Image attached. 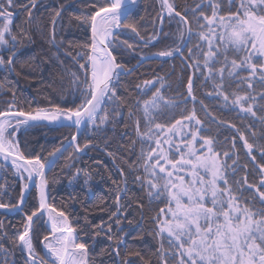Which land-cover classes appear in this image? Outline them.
I'll use <instances>...</instances> for the list:
<instances>
[{
  "label": "snow or ice",
  "instance_id": "1",
  "mask_svg": "<svg viewBox=\"0 0 264 264\" xmlns=\"http://www.w3.org/2000/svg\"><path fill=\"white\" fill-rule=\"evenodd\" d=\"M157 2L161 26L145 40L144 47L154 46L161 34L168 35L163 32L166 15L168 23L176 24L174 42L155 52L153 57L162 58L165 63L168 59L180 58L182 64L186 62L192 70V75L187 78L186 95L178 91L176 98L167 97L162 91L164 78L158 76L156 80L143 82L145 86L155 88L151 97H141L128 110L129 120L136 117L137 140L133 144H140L134 167L143 169V174L137 172L135 175V182L147 192L150 201L163 198L166 205L152 218V232L162 242L157 249L160 264H264V142L250 139L247 132L230 121L217 119L200 101L206 117H211L208 123L216 124L218 129L226 126L235 132L230 148H218V138L205 134L206 124L196 111L195 94L196 81L203 77L205 83L212 84L207 96L230 111L238 110L241 120L250 118L252 123L258 121L264 126V0H227V14L222 12L224 0H208L207 5L197 4L184 11L177 9L174 0ZM36 3L37 0H29L31 8L19 5L28 13V23L32 22L31 9ZM136 4L137 0H102L92 4L93 13L74 17L91 31L90 42L79 44L81 51L73 56L84 73L83 78L77 71L67 73L72 94L79 97L75 107L24 110L18 106L15 89L8 87L10 82H0V90L7 89L12 93V101L0 110V161H3L0 168L8 170L10 164L21 182L19 200L15 204L0 201V209L23 212L30 187L35 188L38 200V206L30 214L25 213L23 231L13 241L24 264H103L95 256L110 254L108 249L95 254L89 244L81 242L82 227L73 226L65 211L57 210L48 202L50 180L46 168L59 159L57 153L62 155L71 148L73 153H69L68 159H72L74 153L89 148L90 141L83 145L78 141L82 132L91 130L99 134L113 114L123 115L117 110L120 105L116 103L115 81L125 68L117 62L112 49L119 47L116 40L121 29L140 36L137 23L131 19L130 6ZM14 6L15 0H0V50L8 53L6 59L0 55V69L7 72L14 70L19 40L26 35L23 30L20 36L12 32ZM205 7L210 12L205 11ZM62 11L63 5L52 17L53 44ZM120 44L135 51L127 40ZM66 54L71 55V52ZM146 59L148 57L142 56L141 62ZM157 81L160 83L158 88L155 87ZM137 88L147 95L140 85ZM189 99L193 104L191 110L187 107ZM109 102L115 104L112 112L108 111ZM139 112L143 113L142 119L137 116ZM44 121L76 129L63 149L57 148L48 154L51 161L26 153L19 138L21 133L28 134L29 129ZM248 132L252 138L257 135L251 123ZM236 136L243 142V149L254 165L251 172L247 163L240 162ZM227 139L225 137V143ZM256 153H259L260 162ZM241 170L243 177L230 182L229 173L235 176ZM81 175L87 188L91 176L86 169H76L69 184ZM121 175H124L123 171ZM250 175L258 177V183L252 182ZM246 190L248 196H245ZM125 195V188L117 185L116 211L109 219L123 214ZM139 206L143 208L142 204ZM45 215L50 231L40 240L44 253H39L33 243L34 225ZM84 219L87 221V217ZM116 223L119 225L120 220ZM128 223L131 225L133 221ZM93 227L96 229L92 236L94 242L102 235L111 242V253L115 254L111 264H117L118 260L119 264H137V261L151 264L142 252L127 249L124 229H120L121 235L117 237L108 234L112 231L110 224ZM105 228L107 231H102ZM165 240L167 247L163 243ZM122 248L126 249L123 256Z\"/></svg>",
  "mask_w": 264,
  "mask_h": 264
},
{
  "label": "trees",
  "instance_id": "2",
  "mask_svg": "<svg viewBox=\"0 0 264 264\" xmlns=\"http://www.w3.org/2000/svg\"><path fill=\"white\" fill-rule=\"evenodd\" d=\"M102 0H37L36 7L32 8V22L28 23V13L19 5H28L29 0H15V6L12 11L16 14L13 17L11 25L12 32L20 36L21 30L26 35L22 36L18 43L17 58L14 63V70L7 72L0 69V82L7 80L10 82L8 87L15 89L16 100L18 106L24 110L34 108L53 107H75L79 104V97L72 94L69 85V71L79 72L81 78L84 73L79 69V64L73 59L75 53L81 51L79 44L90 42V28L81 25L75 16L82 14H91L95 11L92 7L93 3H99ZM177 9L184 11L191 9L197 4H208V0H174ZM63 5L62 17L58 18L55 27L56 43L51 42V33L53 30L52 17L56 10L61 9ZM160 5L157 0H142L136 10L131 13V19L137 23L140 36L137 37L129 30L122 29L116 43L119 47L112 49L113 54L117 58V62L124 65L125 70L131 69L143 56L152 55L157 51L170 47L174 42L176 33V24L168 23V18L163 24V32L168 33L167 36L160 35L158 41L154 42V46L150 44L144 47L145 40L149 39L154 30L158 29ZM205 11H209L205 7ZM227 0H224V8L222 12L227 14ZM191 18V12L188 13ZM127 40L133 44V50L127 49L126 45L120 44V41ZM71 45V47H70ZM71 52V55L66 53ZM7 51L0 50V55L7 58ZM185 56L187 50L185 49ZM83 62V59L80 60ZM192 75L186 62L182 64L180 58L168 59L167 62L162 60H151L143 63L139 68L129 75L119 76L115 81L116 103L120 105L117 109L122 116H115L107 124L103 132L96 134L91 130L84 131L79 138V143L83 145L91 142L93 147L87 148L83 155L74 153V158L68 159L69 153H73V149L65 151L59 160L48 173L50 180L47 194L48 202L57 210L65 211L73 226L82 227L80 232L81 242H86L92 248L95 254H99L101 249H108L110 254L96 255L98 262L103 264H111L115 254L111 253V242L104 235L98 237L95 242L92 239L95 225H111V235L119 237L120 229H124V239L127 249H134L142 252L151 264H160L157 249L161 245V240L154 235L153 217L159 212L160 208L165 207L163 198L161 200L150 201L147 192L135 182L137 172L143 174L142 168H136L140 144L133 141L137 140L135 131V119H128V110L130 105H134L138 99L143 97L148 99L151 97L152 91L155 90L151 85L145 86V80H156V78H164L163 93L169 98H176L178 91L186 95V84L188 76ZM199 76V73H198ZM140 85L144 88L147 95L140 92L137 88ZM155 87H160L157 81ZM200 88L205 91H211V82L201 84L200 80L196 81L195 94L197 99L203 100L200 96ZM151 89V90H149ZM206 98V96H205ZM207 99V98H206ZM12 101V93L7 89L0 90V110L7 107ZM208 111L212 112L217 119L230 121L237 125L242 131L247 132L250 139L258 142H264V126L259 122H251L249 120H241L237 111H230L228 108L221 106V102H207ZM115 104L109 102L108 111L112 112ZM198 111V110H197ZM142 119L143 113H137ZM177 118L179 114L177 113ZM206 124V135L217 137L220 144L217 145L221 150L231 147L232 138L235 135L233 129L226 126L220 127L214 123H208L211 117H204ZM250 123L256 131L255 138L251 137L248 132ZM74 134L71 128H56L47 126H37L29 129L28 134L21 133L19 138L24 146L23 150L32 155H39L42 160L49 158V153L59 148L68 141ZM225 137L227 142L225 143ZM238 145L240 162L249 165V172L252 171L254 165L247 157L243 149V142L236 136ZM106 152L114 164L123 171L126 195L123 198L125 205L123 214L114 216L109 219L112 212L116 211L115 191L117 185L123 188L122 178L118 171L114 168L107 156L102 152ZM257 161L261 158L256 153ZM1 163V162H0ZM231 164V160H228ZM86 169L91 176L89 185L86 188L83 184V175L77 181L69 184L70 177L75 173L76 169ZM8 170L0 168V201L4 203L15 204L20 197L21 182L15 173L7 166ZM258 171V170H257ZM243 171L239 175L229 173L230 182L241 179ZM249 179L258 183V177L252 175ZM88 188L91 191H88ZM249 192L245 191V196ZM255 195V193H251ZM37 193L33 189L24 205V211L7 215L0 212V264H24V258L14 245V239L18 233L23 231V223L25 213L30 214L31 211L38 206L36 199ZM258 199V198H257ZM142 204L143 208L139 205ZM87 217V221H85ZM120 220L117 225L116 220ZM133 223L129 225L128 221ZM33 243L39 253H42L40 240L47 234L43 225V220L34 225ZM102 231L106 232V228ZM134 237H142V239H134ZM167 247V241H163ZM126 249H121V256L125 254ZM139 264V261H137Z\"/></svg>",
  "mask_w": 264,
  "mask_h": 264
},
{
  "label": "water",
  "instance_id": "3",
  "mask_svg": "<svg viewBox=\"0 0 264 264\" xmlns=\"http://www.w3.org/2000/svg\"><path fill=\"white\" fill-rule=\"evenodd\" d=\"M141 2H142V0H137V4H136L135 6H130V7H132V11H131V13L134 12V10L139 6V4H140ZM15 15H16V14H15ZM15 15H14V16H15ZM165 18H167L166 15H165ZM165 18H164V20H165ZM160 26H161V25H160V20H159L158 29L160 28ZM121 30H122V29H121ZM119 31H120V30H119ZM90 36H91V31H90ZM159 38H160V36H159ZM155 42H156V41H155ZM145 57H148V59H146V60H144L143 62H141V58H140L139 61H138V62H137V63H136L131 69L125 70V72L122 73L120 76L129 75V74H128L129 72L132 73L134 70H136L137 68H139L143 63H145V62H147V61H151V60H162V58L153 57V55H148V56H145ZM40 125H41V126H47V127H56V128H68V127H61V126H59V125H57V124H49L47 121L41 122ZM71 129L74 130V134H75V133H76V129H75L74 127L71 128ZM82 134H83V132L80 134V136H81ZM80 136L78 137V140H79ZM70 141H71V138H70L68 141H66L63 145H61L59 148L63 149V146H66ZM90 147H93V146L90 145L89 148H90ZM69 149H70V148H69ZM85 150H86V149H84L82 152L77 153V154H78V155H83L84 152H85ZM100 151H102V150H100ZM64 152H65V151H63V153H64ZM102 152L107 156V158H108L109 161L112 163V165L114 166V168H115V169L118 171V173L121 175V171H120L119 168L114 164V162H113V160L111 159V157H110L106 152H104V151H102ZM57 156L60 158L62 155H61L60 153H57ZM47 160H48V161H51V160H52V157H49ZM58 160H59V159H56L55 163H56ZM0 162L3 163V161H0ZM55 163H54V164H50V167L46 168V173H47V175H48V173L50 172V170L52 169V167L55 165ZM8 167L11 168V165L8 164ZM121 178H122L123 188H125V190H126L125 179H124V177H123L122 175H121ZM33 189H35V188H34V187H30V189H29V193L26 194L25 202H26V200H27V198H28L30 192H31ZM24 205H25V203H24ZM24 205H23V208H24ZM0 212H4V213H6L7 215H13V214H15V213H21V211H19V210L9 212V211H6L5 209H0ZM117 216H119V213H118ZM43 219H44V227H45L46 231L49 232V231H50V226H48L47 223H46V222H47V215H45ZM41 246H42V244H41ZM42 251H43V253H44L43 246H42ZM117 264H119V260L117 261Z\"/></svg>",
  "mask_w": 264,
  "mask_h": 264
},
{
  "label": "flooded vegetation",
  "instance_id": "4",
  "mask_svg": "<svg viewBox=\"0 0 264 264\" xmlns=\"http://www.w3.org/2000/svg\"><path fill=\"white\" fill-rule=\"evenodd\" d=\"M188 69L191 70L190 68H188ZM196 75L198 76V73ZM199 80H200L202 85L203 84L205 85V82L203 81V77H201ZM204 91H205V89L200 88V96L202 97L203 100L197 99V102H196V111L198 110L197 112L199 113V115L203 116V119L201 118L202 120H204V117L206 116V113L202 110V105L200 104V101H203L204 104L207 102V99L205 98ZM187 107L189 108V110H191L190 107L191 108L193 107V104H192L190 99H189V102L187 104ZM205 133H206V131H205Z\"/></svg>",
  "mask_w": 264,
  "mask_h": 264
},
{
  "label": "rangeland",
  "instance_id": "5",
  "mask_svg": "<svg viewBox=\"0 0 264 264\" xmlns=\"http://www.w3.org/2000/svg\"><path fill=\"white\" fill-rule=\"evenodd\" d=\"M237 2H238V0H237ZM211 85H212V84H211ZM211 89H212V88H211ZM207 92H208V91H207ZM207 92L204 91V94H205L207 100H208L209 102H214V101H216L214 98L207 96ZM188 109H189V108H188ZM190 109H192V108L190 107ZM200 118L203 119V116H200Z\"/></svg>",
  "mask_w": 264,
  "mask_h": 264
}]
</instances>
